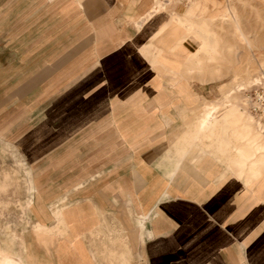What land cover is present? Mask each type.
Listing matches in <instances>:
<instances>
[{"label":"crops","instance_id":"0c3cea01","mask_svg":"<svg viewBox=\"0 0 264 264\" xmlns=\"http://www.w3.org/2000/svg\"><path fill=\"white\" fill-rule=\"evenodd\" d=\"M159 1L141 24L156 0H0V142L28 163L35 222L63 228L52 264H264V172L232 169L230 130L222 152L189 137L209 90L139 53L189 4Z\"/></svg>","mask_w":264,"mask_h":264},{"label":"rangeland","instance_id":"374dc122","mask_svg":"<svg viewBox=\"0 0 264 264\" xmlns=\"http://www.w3.org/2000/svg\"><path fill=\"white\" fill-rule=\"evenodd\" d=\"M188 2L186 12L172 15L139 53L157 72L183 81L195 77L209 90V97L199 104L189 137L208 139V148L222 152V146L230 144V130L229 138L244 142L231 146L235 153L231 167L239 154L241 167L252 170L254 180L264 172V121L249 111L245 91L264 88V0ZM162 9L156 0L141 24ZM188 34L199 40V47L180 62L170 59L183 50L181 41ZM243 174L247 180V171L237 175ZM33 190L28 163L12 145L0 142V249L24 264H52L51 248L63 228L35 222L38 211L32 207ZM55 217H61L59 211Z\"/></svg>","mask_w":264,"mask_h":264},{"label":"built area","instance_id":"2783aa9c","mask_svg":"<svg viewBox=\"0 0 264 264\" xmlns=\"http://www.w3.org/2000/svg\"><path fill=\"white\" fill-rule=\"evenodd\" d=\"M245 93L249 111L254 115H260L264 121V88L253 87Z\"/></svg>","mask_w":264,"mask_h":264},{"label":"bare ground","instance_id":"6f19581e","mask_svg":"<svg viewBox=\"0 0 264 264\" xmlns=\"http://www.w3.org/2000/svg\"><path fill=\"white\" fill-rule=\"evenodd\" d=\"M4 252H6V250L0 249V264H24L22 261L18 260L15 256L9 253L5 254Z\"/></svg>","mask_w":264,"mask_h":264},{"label":"snow or ice","instance_id":"6c2138e0","mask_svg":"<svg viewBox=\"0 0 264 264\" xmlns=\"http://www.w3.org/2000/svg\"><path fill=\"white\" fill-rule=\"evenodd\" d=\"M128 71H129V72H131V71H132V69H130V68H129V69H128Z\"/></svg>","mask_w":264,"mask_h":264}]
</instances>
